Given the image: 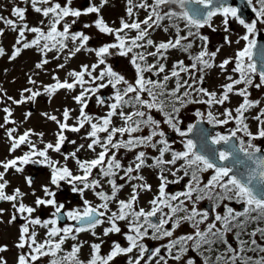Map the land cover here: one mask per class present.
<instances>
[{
  "label": "snow or ice",
  "instance_id": "obj_1",
  "mask_svg": "<svg viewBox=\"0 0 264 264\" xmlns=\"http://www.w3.org/2000/svg\"><path fill=\"white\" fill-rule=\"evenodd\" d=\"M247 3L252 5L253 0ZM108 4L109 0H99L81 9L72 6L73 0H19L11 8L10 15L15 19L0 15V24L17 33L10 60H15L22 50L33 48L42 57L35 65L37 69L50 63L49 53H54L53 59L64 58L65 63L57 65L59 69L65 68L67 61L78 53L95 57V62L69 71L70 80L53 76L55 83L44 86V94L50 98L60 90L76 93L72 99L79 106L74 124L69 123L73 119L69 108L63 110L62 119L43 113L58 126L54 143L45 142L44 133L32 129L14 135L18 129L6 127L16 124L13 110L2 108L0 128L5 129L10 141L9 152L15 153L22 145L29 149L23 155L0 160V202H9L14 210L9 223L23 221L16 247L27 251L18 255L17 264H39L42 258H50L48 264H118V258L122 257L126 264H264V227L260 226L264 223V150L256 143H264V106L261 100L250 99L251 88L264 89V49L259 50V60L254 59L257 25H264V0H256L257 6L252 8L256 20L250 23L241 18L240 9L229 5L228 0H125L127 18L121 17L116 27L102 15L101 10ZM29 10L41 17L35 26L27 21ZM141 11L145 13L142 19ZM91 14H95V19L84 24V28L94 27L112 37L111 42L92 48L88 46L89 35L72 30L82 16ZM217 16L222 17L226 33L230 20L245 29L234 41L238 45L243 41V46L218 64L216 58L221 47L231 46L233 41L226 35L224 45L210 51L209 38L200 31L205 27L216 31L212 21ZM157 29L165 33L173 29L174 33L157 42L152 38ZM28 33L33 34L30 40ZM3 35L4 29L0 28V36ZM196 41L200 42L199 51L193 52ZM173 50L185 54L189 63L177 59L169 67V53ZM5 55L0 46V57ZM112 56L128 58L135 70L133 80L114 70L108 62ZM229 65H232L230 73ZM214 68H219L227 81L220 85L219 92L203 86L206 74ZM28 82L37 83L32 77ZM108 88L112 93L105 98L101 91ZM41 95L38 90L25 88L18 100L6 93L4 98L21 105ZM232 96L242 98L241 102L234 108L224 107L231 103ZM93 98L98 107L105 109L103 115L86 111ZM191 104L206 105L207 111L196 109L197 122L183 129L181 112ZM218 106L223 107L222 112L213 111ZM254 109L257 111L250 115ZM30 116L28 112L24 119ZM250 120L255 121V131ZM202 122L214 127L229 124L234 127L210 135L206 129L197 128ZM86 126L84 139L89 141L86 147L95 157L82 160L77 156L84 144L71 153H61L68 139L65 133H80ZM166 128L181 138L182 150L173 148ZM194 129L197 139L187 138ZM32 136L39 137L42 148L37 147ZM216 145L224 147H212ZM50 151L61 153L65 162L73 159L79 174H74L67 163L61 165L52 159ZM121 152L132 154L129 163L122 161ZM29 164L47 166L51 170L50 184L57 188L62 181L72 185V192L83 200V208L65 211V205L58 203L56 192L48 185L42 186V196L32 191L35 207L24 202L27 193L19 187L9 193L7 176L23 174ZM237 165L243 166V170ZM144 169L155 170L159 180L148 209L139 206L141 193L153 192V186L142 174ZM205 173H210L206 179ZM185 177L188 179L183 190L167 191L170 184H179ZM25 182L32 187L31 177H25ZM126 187L130 193L127 199H122L120 193ZM86 191L93 193L99 202L84 199ZM205 200L212 203L211 210L198 208ZM41 207L53 209L49 218L34 215ZM3 212L0 209V216ZM62 220L73 223L61 226ZM185 224L193 231L174 235ZM252 224L256 227L249 231ZM103 225L107 226L97 233V228ZM37 228L46 230L44 239H38ZM81 233H89L98 242L80 240ZM112 236L121 239H111L109 250L102 253V247L109 243L105 238ZM146 240H167V243L152 248ZM68 241L73 242L70 250L65 249ZM85 245L90 249L86 260L81 259ZM7 250V245L0 246V253ZM0 264H7L3 256Z\"/></svg>",
  "mask_w": 264,
  "mask_h": 264
},
{
  "label": "rangeland",
  "instance_id": "obj_2",
  "mask_svg": "<svg viewBox=\"0 0 264 264\" xmlns=\"http://www.w3.org/2000/svg\"><path fill=\"white\" fill-rule=\"evenodd\" d=\"M88 1L89 5L93 3H98L99 0H73V7L81 8L83 9L84 6L82 2ZM2 6H0V15H3L7 18L15 19L14 17H11V8L9 4H4V2L0 3ZM82 5V6H81ZM86 8V7H85ZM102 15L104 16V19L113 27L119 26V20L121 17H126L125 13V0H109V4L106 5L102 10ZM145 13L143 11L140 12V18L142 19L144 17ZM41 19V17L36 14L35 12L29 10L27 14V21L30 26H35L38 21ZM95 19V14H91L88 16H82L75 25H73V31H84L85 34L89 35L91 37V40L89 41V47L96 48L101 46L104 43H108L112 41V37L103 35L99 33L94 27L91 28H84V24L88 23L90 24ZM114 22V23H113ZM183 22H180V27L183 28ZM216 27V24L213 25ZM234 26V25H233ZM263 25H261L262 27ZM224 28L223 23L218 26V28ZM237 28L236 26H234ZM0 28L4 29V35L0 36V46H2L5 51L6 55L3 57H0V99H3V103H0V124L3 123V116L4 113L2 111V108L7 106L12 108L13 110V116L12 119L16 121V124H9L6 127H16L18 129L17 133L14 135L22 134L27 129H32L36 133H44V141L45 142H55L56 139V132L58 131V126L50 121L47 120L46 117L43 115V113H48L50 115H56L58 118L62 119V112L65 108H69L72 110V117L69 121L70 124H74L75 117L78 116V108L79 106L73 101L72 96L76 93L69 92L67 90H60L57 93H55L51 98L44 94V86L53 84L55 81L53 80V76H58L60 80L65 79H71L68 77L67 73L71 70H79L80 66L82 64H91L95 62V57L92 54L81 52L78 53L76 57L72 58L71 60L67 61L65 68L59 69L57 68L58 64L65 63V60L63 57L61 59L56 60L52 57L54 56V53L48 54V59L50 60V63L45 65L43 69H37L35 65L40 62L42 59L41 54L36 49H25L22 50L21 54L15 59L10 60L9 56L11 52L13 51V46L15 45V40L17 38V33L11 31L9 28H7L5 25H0ZM208 27H205L203 29H206ZM241 32V27L237 28ZM174 33L173 29H170L168 33L163 32L161 29H157L155 32L152 33V38L156 40L157 42L161 40H167L170 38ZM134 34V33H133ZM224 37L225 34H228L230 37L235 38L238 33H226L223 31ZM28 39L33 38V34L28 33L27 34ZM194 44H198L195 42ZM71 47V44L69 45ZM220 47V45H218ZM199 51L198 47L196 49H193V52ZM229 52V49L227 45H224L221 47V51L218 54V60L223 59L227 56ZM173 52L169 53V60L168 64L169 67L171 66V56ZM175 57H178V59H182L183 57H186L181 52H176ZM177 60V59H176ZM108 62L113 66L114 70L117 72H120L121 74L125 75L127 79L130 81L133 80L135 75V70L132 67V65L129 63L128 58L125 57H119V56H112L108 58ZM219 78L215 77L212 78V81L208 82L206 88L209 91H220V85L223 83H226L225 80L222 78V75L220 72L218 73ZM29 77H32V79L36 80L37 83L35 85L30 84ZM257 82V81H256ZM172 86V85H170ZM242 87V86H241ZM25 88H32L33 90H38L42 93L41 96L37 97L35 101L26 102L21 105H15L12 104L11 101H8L6 98H4V93L7 94V96H11L14 99H20V94L23 89ZM79 89H77V92ZM112 93V89H104L101 91V95H103L105 98L110 96ZM25 95H28V93H25ZM256 99L261 100L262 106H264V89H257L256 90ZM240 97L238 96H232L231 103L226 104L224 107H235L241 102ZM250 99H253V94L251 93ZM255 100V99H254ZM28 106H32L33 111L31 112V116L25 120V114L28 113ZM207 108L206 105L203 104H191L186 109L182 110L181 116L183 120L186 121V124L191 122L192 120H195L194 112L196 109H200L201 111H207L205 110ZM256 110V109H254ZM86 111L91 115H103L105 112V109H102L96 105L95 98L89 101V107L86 109ZM213 111L216 112H222L223 107H217L213 109ZM256 111H252L250 115H254ZM157 118L159 117V114H155ZM117 125L120 124L119 120L115 121ZM250 126L252 127V130L255 131L253 123L249 122ZM234 127V125L229 124L225 127L221 128H231ZM87 131V126L85 129H82L80 133H74V132H66L65 135L67 136V140L65 141V144L62 146L61 153H71L74 151L80 144H84L85 148L81 149L80 152L77 153V156L84 160V159H92L95 157V153L87 150V143L88 140L84 139L85 133ZM166 131H170V129L166 128ZM147 132V130L145 131ZM174 133V132H173ZM31 139L33 142L37 144L38 148H42L43 145L39 142V137L32 136ZM181 138L177 136L176 139L169 140L172 143V146L176 150H182L183 146L180 143ZM71 141H75L76 143L73 144ZM10 147V141L8 140L5 129L0 128V160L5 159H11L14 156L23 155L24 152L28 151L27 145H22L21 148L17 149L15 153L9 152ZM99 151V149H97ZM61 153H55V152H49V155L52 159L60 161L61 165L67 163V166L73 171L74 174H79L77 165L73 159H69L68 161H64L63 155ZM120 158L122 161L127 164L132 159L131 153H124L121 152ZM2 170V169H0ZM32 174H34V170L28 167V165L25 166V170L23 174H17V173H10L7 176V179L10 181V186L7 189V191L10 193L13 188L19 187L23 192L27 193V195L24 198V202L26 204H29L33 207L35 197L31 194L33 190H35V193L37 196H42V186L48 185L51 190L58 193L57 187L50 184V176H51V170L44 165L39 164V170L36 172L35 177L33 178V185L30 188L26 182L25 177H29ZM96 174V170H94V175ZM142 174L147 179L148 183H150L153 186V192L152 193H141V198L139 201V206L144 207L145 209L149 208L148 201L152 198L153 193L157 191V187L159 184V180L156 177V171L153 169H144ZM204 177H208L207 173L204 174ZM186 178V177H185ZM205 178V179H206ZM169 179H173V177L169 176ZM62 184L67 186L68 190V196L67 198L62 199V202L65 205V211L74 209V208H83V200L81 196L78 193L72 192V185L68 184L67 182L62 181ZM172 185L171 188L168 186L167 191L171 193H175L178 190L179 184H170ZM105 188L107 189L108 186L105 185ZM183 189V188H182ZM70 193H74L77 198L72 200L70 198ZM130 193V188L126 187L122 192L120 193V198L127 199ZM57 197L60 198V196L57 194ZM84 199H88L89 201H92L94 204L98 203L99 201L96 199V197L91 193L90 191H86L84 194ZM113 208H115V205H113ZM0 209H4L3 215L0 216V246L7 245L8 250L6 252L0 253V256H3L4 259L7 261V264H17V258L14 254H18L21 252H26L27 249L21 250L16 247V244L18 243L19 238V228L20 225L23 223L21 219H17L15 222L9 223L11 214L13 213V208L9 202H0ZM53 209L51 208H44L41 207L37 209V211L34 213L35 216H39L41 218L40 213L42 212H48L50 217L51 211ZM42 219V218H41ZM107 225H103L99 228H97V233H102L103 227ZM121 227H123V222L121 223ZM252 227V225H251ZM249 227V231L252 230V228ZM126 230V229H125ZM37 231L39 233L38 239H44L45 238V229L43 228H37ZM179 231L185 232L184 228H180ZM80 240L93 242L95 241V238L92 237L89 233H81L80 234ZM121 238L119 236H112L108 238L109 242L111 239H117ZM247 239V237H245ZM259 240V237H257ZM98 242V241H95ZM88 256L87 252H81V258H86Z\"/></svg>",
  "mask_w": 264,
  "mask_h": 264
},
{
  "label": "flooded vegetation",
  "instance_id": "obj_3",
  "mask_svg": "<svg viewBox=\"0 0 264 264\" xmlns=\"http://www.w3.org/2000/svg\"><path fill=\"white\" fill-rule=\"evenodd\" d=\"M230 1H231V6H233V7H235V5H234L233 2L236 3V1L237 2L240 1L243 5H246V8H242L241 7L243 9V11H242V14L243 15L241 16V18H243L246 22H249L250 23L253 20H256L255 13L252 11L253 6H257L256 5V0H253V4L252 5H249L247 3V0H230ZM2 2H4V4H9L10 6H12L14 3H18L19 0H0V3H2ZM82 4H83L84 8L87 7V6H89L88 1H84V2H82ZM0 6H2V5L0 4ZM171 7H175V5H172ZM177 11H179V9H177ZM247 12H249V14ZM212 23H213V25L216 24V27H215L216 31H212L209 28L201 29L200 30L203 35H206L209 38V50L210 51H214L218 47V45H220V46L221 45H224V34H223L224 28H223V30L220 27L218 28V26H220V24L222 23V17H220V16L215 17L213 19ZM0 25H3V24H0ZM233 25L236 26L237 28L241 27V32L239 31V29L235 28ZM257 28H258V31H257L256 37H260V39L263 41V45H264V25L261 27V24L258 23ZM244 32H245V29L237 21L230 20V23H229V33H236V34L238 33L239 35H237L235 38H232L228 34H225V36L226 35L229 36V39H231L233 41V43L231 44V46H228L227 45V47L229 49V52H228V54H227V56L225 58L230 57V56H233L234 55V52L236 50H238L240 47L243 46V44H244L243 41H241L239 45L236 44V43H234V41L236 39H238V37L240 35H243ZM196 42L198 44H194L193 49H196V47H198V49H199V43L200 42L199 41H196ZM263 49H264V47H263ZM171 52H173L172 53V56H171V64H172L176 59H178V57H175V54H176V52H179V51L173 50ZM225 58H223V59H225ZM255 58H257V57H255ZM182 59L185 60V63H189V61L187 60L186 57H183ZM223 59L218 60V55H217L216 63L217 64L220 63ZM231 68H232V65H229L228 66V72L229 73L231 72ZM219 72H220V69L219 68H214V69L209 70V72L205 76V83H204L203 86L206 87L207 84H208V82L212 81V78H215V77L219 78V75H218ZM220 74H221V72H220ZM221 75H222V78L225 80L224 75L223 74H221ZM256 81L258 82V77H257V80ZM225 82L227 83L226 80H225ZM256 90L257 89H255V88H251L250 89V92L253 94V99H256L255 98ZM253 111H257V110H253ZM249 122L253 123L254 129H255V121H251L250 120ZM188 124H190V122L186 124V121L183 120V124L181 125V127L183 129H186V127H187ZM227 129L228 128L217 127L216 131L211 132L210 135H215L216 132H218V131L221 132V133H225ZM166 132H167V138L170 141L177 138V135L175 133H173L171 130L170 131H166ZM256 143L261 146L262 150H264V143H262L261 141H256ZM262 154H264V152H262ZM29 166H30V164L28 165V167ZM207 175L209 176L210 173H207ZM187 179L188 178L186 177L183 181H181L179 183L178 189H181V190L184 189V186H185V184L187 182ZM169 186L171 188L172 185H169ZM67 189H68L67 186L66 185H63L62 183L60 184L59 188H57L58 193H56V199H57L58 203H61L62 202V199L65 200V198H67V196H68V190ZM181 190H178V191H181ZM57 194L60 196V198L57 197ZM69 195H70V198L72 200H74V199L77 198V196L74 193H70ZM233 206L236 207L237 209L240 208L239 205H233ZM198 208L211 210L212 203L209 202V201H207V200L201 201L198 204ZM40 215H41V218L42 219H47L48 216H49V213L48 212H42V213H40ZM64 223H73V222L67 221V220H62L61 221V226H63ZM260 226L261 227H264V223L260 224ZM249 227H251V225ZM255 227H256V225L255 224H252V227L251 228H255ZM182 228L185 229V232L182 233V231H179V229H178L177 232L174 235H184V234H187V233H191L193 231V229L190 226L186 225V224L183 225ZM229 238L231 239V237H229ZM105 239L108 240V238H105ZM117 239H121V238H117ZM121 242L123 244H126V242H124L123 240H121ZM71 243H73V242L72 241H68L66 243V245H65V249L66 250H70V244ZM145 243L147 245H149L150 247L154 248V247L160 246L161 244L167 243V240H163V241H160V240H146ZM262 243H264V241H262ZM109 247H110V242L109 243H106L102 247V253H107V251L109 250ZM87 251H88V256L86 258H81V259L86 260L89 257V251H90V249L88 248L87 245H85V247L82 249V252L84 253V252H87ZM163 252H164V250L162 249V253ZM19 254H21V253L14 254V255L16 256V258H18V255ZM49 259L50 258H42V260L39 262V264H48V260ZM197 259H199V258L197 257ZM118 264H126V259L123 258V257L122 258H118ZM170 264H171V262H170Z\"/></svg>",
  "mask_w": 264,
  "mask_h": 264
},
{
  "label": "water",
  "instance_id": "obj_4",
  "mask_svg": "<svg viewBox=\"0 0 264 264\" xmlns=\"http://www.w3.org/2000/svg\"><path fill=\"white\" fill-rule=\"evenodd\" d=\"M228 3H229V5H230V4H231V1L228 0ZM233 3H235V2H233ZM236 7H237L238 9H240V12L243 11L242 8H245V7L243 6V4H242L240 1H238V2L236 1ZM241 7H242V8H241ZM256 39H257V49H256L255 51L257 52V55L254 56V59H256V60L258 61V60H259V50H260V49H263L264 45H263V41L260 39V37H256ZM255 57H257V58H255ZM31 110H32V108L29 107V108H28V111H31ZM196 122H197V121H194L192 124H195ZM197 128H198V129H199V128L206 129V130L208 131V133H209L210 131L215 130V127H214V126L205 127L203 123L198 124V125H197ZM187 138H190V139L196 140V139H197V130L194 129V130H193V133H190L189 136H188ZM212 147H215V148H217V149H222L224 146H222V145H216V146H212ZM225 163H228V162H225ZM236 167L239 168L241 171L243 170V166H241V165H237ZM30 168L33 169L34 171H37V170H38V164H30ZM31 178H33V176H31Z\"/></svg>",
  "mask_w": 264,
  "mask_h": 264
}]
</instances>
